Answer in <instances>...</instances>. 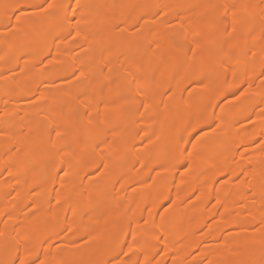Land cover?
Segmentation results:
<instances>
[{
  "label": "bare ground",
  "instance_id": "6f19581e",
  "mask_svg": "<svg viewBox=\"0 0 264 264\" xmlns=\"http://www.w3.org/2000/svg\"><path fill=\"white\" fill-rule=\"evenodd\" d=\"M0 264H264V0H0Z\"/></svg>",
  "mask_w": 264,
  "mask_h": 264
},
{
  "label": "snow or ice",
  "instance_id": "6c2138e0",
  "mask_svg": "<svg viewBox=\"0 0 264 264\" xmlns=\"http://www.w3.org/2000/svg\"><path fill=\"white\" fill-rule=\"evenodd\" d=\"M49 7H52V5L49 4Z\"/></svg>",
  "mask_w": 264,
  "mask_h": 264
}]
</instances>
